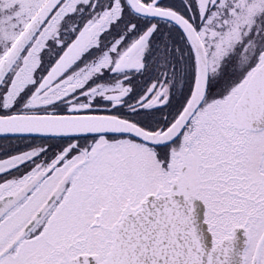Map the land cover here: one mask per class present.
<instances>
[{
  "label": "snow or ice",
  "instance_id": "obj_1",
  "mask_svg": "<svg viewBox=\"0 0 264 264\" xmlns=\"http://www.w3.org/2000/svg\"><path fill=\"white\" fill-rule=\"evenodd\" d=\"M0 264H264V0H0Z\"/></svg>",
  "mask_w": 264,
  "mask_h": 264
}]
</instances>
